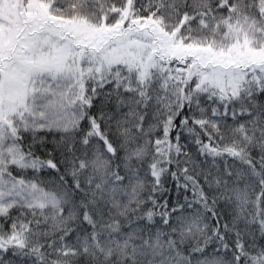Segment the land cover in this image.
<instances>
[{"label":"snow or ice","instance_id":"obj_1","mask_svg":"<svg viewBox=\"0 0 264 264\" xmlns=\"http://www.w3.org/2000/svg\"><path fill=\"white\" fill-rule=\"evenodd\" d=\"M0 264H264V0H0Z\"/></svg>","mask_w":264,"mask_h":264}]
</instances>
